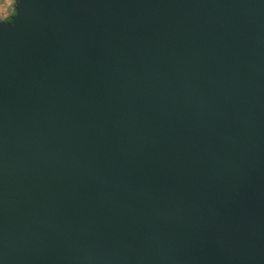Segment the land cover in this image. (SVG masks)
Listing matches in <instances>:
<instances>
[{
	"label": "water",
	"instance_id": "95a60500",
	"mask_svg": "<svg viewBox=\"0 0 264 264\" xmlns=\"http://www.w3.org/2000/svg\"><path fill=\"white\" fill-rule=\"evenodd\" d=\"M0 264H264V0H15Z\"/></svg>",
	"mask_w": 264,
	"mask_h": 264
},
{
	"label": "rangeland",
	"instance_id": "374dc122",
	"mask_svg": "<svg viewBox=\"0 0 264 264\" xmlns=\"http://www.w3.org/2000/svg\"><path fill=\"white\" fill-rule=\"evenodd\" d=\"M15 10V0H0V20L13 14Z\"/></svg>",
	"mask_w": 264,
	"mask_h": 264
},
{
	"label": "trees",
	"instance_id": "16d2710c",
	"mask_svg": "<svg viewBox=\"0 0 264 264\" xmlns=\"http://www.w3.org/2000/svg\"><path fill=\"white\" fill-rule=\"evenodd\" d=\"M14 13H15V10H14ZM14 13H13V14H14ZM11 15H12V14H11ZM11 15H9V16H11ZM9 16H8V17H9ZM8 17H7V18H8ZM7 18H6V19H7ZM6 19H4V20H6Z\"/></svg>",
	"mask_w": 264,
	"mask_h": 264
},
{
	"label": "crops",
	"instance_id": "0c3cea01",
	"mask_svg": "<svg viewBox=\"0 0 264 264\" xmlns=\"http://www.w3.org/2000/svg\"><path fill=\"white\" fill-rule=\"evenodd\" d=\"M6 19V18H5ZM2 20H4V19H2ZM2 20H0V21H2Z\"/></svg>",
	"mask_w": 264,
	"mask_h": 264
}]
</instances>
